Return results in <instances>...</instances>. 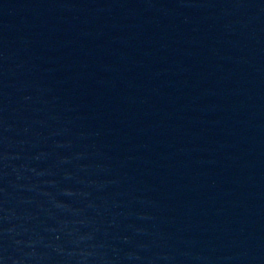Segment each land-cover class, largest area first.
<instances>
[{
	"label": "water",
	"instance_id": "obj_1",
	"mask_svg": "<svg viewBox=\"0 0 264 264\" xmlns=\"http://www.w3.org/2000/svg\"><path fill=\"white\" fill-rule=\"evenodd\" d=\"M0 264H264V0H0Z\"/></svg>",
	"mask_w": 264,
	"mask_h": 264
}]
</instances>
